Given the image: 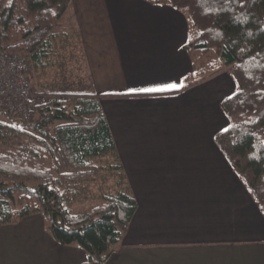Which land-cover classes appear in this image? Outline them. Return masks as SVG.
Instances as JSON below:
<instances>
[{
    "label": "crops",
    "instance_id": "1",
    "mask_svg": "<svg viewBox=\"0 0 264 264\" xmlns=\"http://www.w3.org/2000/svg\"><path fill=\"white\" fill-rule=\"evenodd\" d=\"M89 79L99 96L136 207L109 264H264V214L216 143L235 91L229 71L188 81L185 14L147 0H71ZM166 88L164 91L175 89ZM41 214L0 227V264H85Z\"/></svg>",
    "mask_w": 264,
    "mask_h": 264
},
{
    "label": "trees",
    "instance_id": "2",
    "mask_svg": "<svg viewBox=\"0 0 264 264\" xmlns=\"http://www.w3.org/2000/svg\"><path fill=\"white\" fill-rule=\"evenodd\" d=\"M181 11L188 21L184 49L194 69L172 93L228 70L235 91L220 106L229 125L214 139L264 214V0H147ZM71 0H0V52L45 66L61 34L54 29ZM62 37V36H61ZM63 37L67 38L64 32ZM210 56V58H208ZM204 61L203 66H198ZM30 64V65H31ZM33 124L0 120V227L41 214L59 243L78 244L85 264H109L136 202L94 92H45ZM99 188L97 205L74 203Z\"/></svg>",
    "mask_w": 264,
    "mask_h": 264
},
{
    "label": "rangeland",
    "instance_id": "3",
    "mask_svg": "<svg viewBox=\"0 0 264 264\" xmlns=\"http://www.w3.org/2000/svg\"><path fill=\"white\" fill-rule=\"evenodd\" d=\"M60 26L54 30L61 34L58 40L57 49L54 54L49 56L44 67L36 69L33 64L27 63V75L34 91L41 93L57 92V91H80L86 92L89 85V79L86 72L82 54L79 49L78 36L75 31V17L71 14L70 8L64 12L60 18ZM67 34V38L63 37V33ZM210 58V56L208 57ZM204 61L198 66H203ZM223 71V70H222ZM228 71V70H227ZM45 95V94H43ZM46 96V95H45ZM4 112L0 111V120L4 119ZM11 121L23 124H33L35 117L30 122H21L14 120L9 115ZM0 179V185H5ZM91 193L80 198L73 204L72 209L75 213L87 210L99 202L102 198L99 196V188L93 186Z\"/></svg>",
    "mask_w": 264,
    "mask_h": 264
},
{
    "label": "built area",
    "instance_id": "4",
    "mask_svg": "<svg viewBox=\"0 0 264 264\" xmlns=\"http://www.w3.org/2000/svg\"><path fill=\"white\" fill-rule=\"evenodd\" d=\"M45 95L33 90L27 62L15 52H0V111L14 120L30 122Z\"/></svg>",
    "mask_w": 264,
    "mask_h": 264
},
{
    "label": "snow or ice",
    "instance_id": "5",
    "mask_svg": "<svg viewBox=\"0 0 264 264\" xmlns=\"http://www.w3.org/2000/svg\"><path fill=\"white\" fill-rule=\"evenodd\" d=\"M175 84L165 85L160 88H139V89H130L129 91H141V92H154V91H164L166 88H175ZM227 131V129H225Z\"/></svg>",
    "mask_w": 264,
    "mask_h": 264
}]
</instances>
